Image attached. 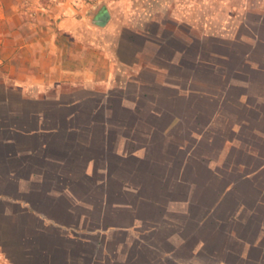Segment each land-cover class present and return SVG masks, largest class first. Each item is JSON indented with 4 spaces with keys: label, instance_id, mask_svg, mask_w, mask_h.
Returning <instances> with one entry per match:
<instances>
[{
    "label": "crops",
    "instance_id": "1",
    "mask_svg": "<svg viewBox=\"0 0 264 264\" xmlns=\"http://www.w3.org/2000/svg\"><path fill=\"white\" fill-rule=\"evenodd\" d=\"M147 1L132 0L136 9ZM129 2L0 0V234L21 244L17 264H142L133 251L150 250L152 233L158 248L188 251L185 264L210 248L212 232L193 211L198 146L173 137L195 135L200 101L240 105L244 88L253 104L264 103V4L251 0L236 34L205 26L197 37L190 19L175 17L178 31L152 13L134 24ZM199 44L217 66L188 53ZM183 71L207 95L183 89ZM230 110L221 114L227 123ZM251 116L261 139L264 112ZM235 148L220 152L228 158ZM257 211L264 220V208ZM236 215L252 240L235 242L238 263L264 256L263 224ZM224 245L216 264L230 263Z\"/></svg>",
    "mask_w": 264,
    "mask_h": 264
},
{
    "label": "rangeland",
    "instance_id": "2",
    "mask_svg": "<svg viewBox=\"0 0 264 264\" xmlns=\"http://www.w3.org/2000/svg\"><path fill=\"white\" fill-rule=\"evenodd\" d=\"M86 1L93 3L95 0ZM260 2L264 4V0H257V5ZM250 6L251 0H148L145 4L139 3L138 9H136V5L130 0L129 9L126 10V13L129 20H133L134 24L144 17L145 14L152 13L155 19L168 23L166 28L171 31H178V26L173 23L175 17L181 18V20L190 19L197 26L195 33H192L197 37H202L205 32V26L208 27L209 32L216 33L221 28V25H224L226 28L229 27L232 33L236 34L245 9L250 8ZM184 27L188 28V26ZM182 35L185 36L184 34ZM202 46L201 44L192 46V48L188 49V53L197 56L198 61L216 63V60H219L216 64L220 63V59L214 58L212 61L210 57L205 56V50L202 49ZM171 50L173 49H168V52ZM234 77L231 79L232 83L238 84L240 81V84H242L243 81L238 79L239 77L243 78V74H234ZM184 81L183 83H187V86H189L186 89L187 92L197 91L199 93L198 97L202 98L205 94L207 95V90L202 81L198 80L197 83L196 81L190 83L189 81ZM229 92L226 93V96L231 94ZM242 92L245 95L244 103L233 105V107L223 106V104H220L221 101L219 99L208 102L200 101L202 103L197 107L198 113L201 114L198 120L201 119V121L198 123L199 126H197L196 130L192 129L195 135L190 137L188 133V136L173 137L176 144H184L186 146L197 144L198 146V199L193 211L199 216L197 218L198 225L201 224L199 227H202L203 231L208 228L207 230L212 232L210 233L212 234V242L207 250L200 249L198 251L196 264H216L215 261H217L218 257H221V249L219 248L224 244V249L229 253L224 254L223 258L229 259L230 263L228 264H264V256L260 251H255V253L253 251L256 259L253 257L247 258L250 262L246 261L243 263L240 260L238 263V259L234 256L237 252V243L235 242L238 238L243 239L247 243L252 241L249 233L245 232L248 231L246 226L241 224L240 219H242L243 215L241 217L236 215L239 211L245 214V222L249 219L252 222L256 220L258 225L262 223V227H264V220L260 215H252V213L258 214L257 209L264 208V201L260 202L259 200L261 195L264 196V136L261 139L257 138L253 128L254 121L248 118L255 111L258 114L263 113L264 103L253 104L251 102L252 99L246 95V93H251L250 90L243 88L241 89ZM215 93L217 94L213 95H221V89L215 88ZM229 109H231L228 111L230 112L229 118H231V121L227 123L225 121L226 117H222L221 114ZM239 118L244 119L239 121ZM239 126L242 127L239 129ZM261 133L264 134V130ZM226 145H236L240 148L231 150L229 157L226 158V153L220 152ZM202 146H208L214 152L209 153L206 151L209 149L203 150ZM261 149L262 151H259ZM207 154L214 158L213 163L207 162ZM222 154L224 158L220 159ZM211 173L213 174L212 177L209 175ZM231 189L233 191L229 192ZM240 230L241 232H239ZM205 236H207L206 232L201 237L205 238ZM145 239L151 249L134 250L132 255L134 262L142 264L143 262L145 264H185L182 259L188 255V251L182 250L175 253L172 245H170L172 247H169V249L158 248V244L163 241L155 233L147 234ZM222 239H224V242ZM19 245L21 244L18 241H13L12 235L0 234V264H17L20 261L21 249L15 247ZM164 256L166 257L162 260ZM194 260L192 259V261ZM187 264L189 263L187 262Z\"/></svg>",
    "mask_w": 264,
    "mask_h": 264
},
{
    "label": "trees",
    "instance_id": "3",
    "mask_svg": "<svg viewBox=\"0 0 264 264\" xmlns=\"http://www.w3.org/2000/svg\"><path fill=\"white\" fill-rule=\"evenodd\" d=\"M100 25H103V23H101ZM165 59L166 60H169V58H167V57H165ZM189 63V62H188ZM188 63H186V64H188ZM252 60H247V62L245 63V65H246V67H247V69H250V70H252V69H254L253 68V66H251L252 65ZM199 64H204V65H213V64H215V63H212V62H207V61H202V60H200L199 61ZM216 66L218 65V64H215ZM183 67H184V65H183ZM187 68H189V66H187ZM199 74H200V72H199ZM182 83H181V86L183 87V89H185L184 87H186L187 85L186 84H184L183 83V81L185 80V76H187V73H184V71L182 72ZM247 75H251V71L250 72H247ZM185 82V81H184Z\"/></svg>",
    "mask_w": 264,
    "mask_h": 264
},
{
    "label": "water",
    "instance_id": "4",
    "mask_svg": "<svg viewBox=\"0 0 264 264\" xmlns=\"http://www.w3.org/2000/svg\"><path fill=\"white\" fill-rule=\"evenodd\" d=\"M95 23H102V22H104V19H98V20H96V21H94Z\"/></svg>",
    "mask_w": 264,
    "mask_h": 264
}]
</instances>
